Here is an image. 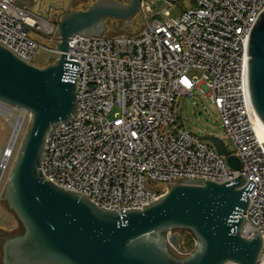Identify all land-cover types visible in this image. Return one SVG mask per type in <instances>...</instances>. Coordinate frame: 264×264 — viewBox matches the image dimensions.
<instances>
[{"label": "built area", "instance_id": "obj_1", "mask_svg": "<svg viewBox=\"0 0 264 264\" xmlns=\"http://www.w3.org/2000/svg\"><path fill=\"white\" fill-rule=\"evenodd\" d=\"M176 1L161 7L158 0H141L140 34L71 38L67 59L80 63L78 115L48 133L44 174L100 208L123 213L166 194L169 188L160 190L159 183L189 177L223 183L245 173L255 186L245 195L251 202L242 235L258 232L264 241V141L245 76L247 36L264 0H184L173 17ZM26 2L0 0V43L31 64L41 49L58 58L56 23L32 13ZM38 21L49 25L50 47L30 36L31 29L42 30ZM197 93L219 112L240 170L179 121L183 100ZM0 105L11 110L10 123L22 118L18 139L10 147V138L4 150L6 171L31 114ZM171 246L177 254L192 252ZM258 264H264V248Z\"/></svg>", "mask_w": 264, "mask_h": 264}, {"label": "water", "instance_id": "obj_2", "mask_svg": "<svg viewBox=\"0 0 264 264\" xmlns=\"http://www.w3.org/2000/svg\"><path fill=\"white\" fill-rule=\"evenodd\" d=\"M141 0H98L86 10H65L56 22L60 56L40 68L0 43V103L26 109L31 118L23 134L1 197L17 228L0 226V264H258L262 235H242L255 182L244 174L223 183L205 178H176L159 183L166 194L138 209L119 213L98 207L82 193L49 180L43 171L51 128L78 115L80 63L67 59L75 36L105 35L109 19L128 22ZM245 76L252 108L264 132V11L247 36ZM235 170L241 161L225 143L205 136ZM175 232V234H171ZM177 232L190 234L188 255ZM171 243V244H170Z\"/></svg>", "mask_w": 264, "mask_h": 264}, {"label": "rangeland", "instance_id": "obj_3", "mask_svg": "<svg viewBox=\"0 0 264 264\" xmlns=\"http://www.w3.org/2000/svg\"><path fill=\"white\" fill-rule=\"evenodd\" d=\"M98 0H27L24 5H27L29 10L39 15L43 20L49 23H56L58 18L61 16L62 12L65 10L74 11V10H86L92 3ZM118 2L127 3L128 0H116ZM180 3H178V2ZM174 3V7L171 8V14L173 17H177L180 12L183 10L182 4L184 0H177ZM158 3L161 7H166V0H158ZM61 8V9H60ZM142 13L138 15L131 21L122 22L120 20L109 19L106 21V32L107 36L115 35H137L140 34L143 30L142 22ZM38 31V33H37ZM31 29L30 36L35 38L38 42L46 47H50V35L46 33L44 29L40 30ZM57 56L50 53L47 49H41V51L36 55L33 60V64L44 68L55 62ZM15 113H17L15 111ZM179 121L190 133L197 135L203 140V142L210 146L214 145L205 141L203 138L205 136H214L221 139L229 151L233 150V142L229 138L228 134L223 127L221 117L215 106L207 101L204 96L196 94L193 100L184 99L181 105V110L179 114ZM27 124L24 126L23 132L19 137L17 142L16 151L12 158L10 159L8 168L4 172L3 182L0 186V226L4 225L8 229H14L18 226V221L13 214L8 212L1 203V197L3 195L7 179L11 170V167L14 163V159L21 143L23 134ZM12 134V127L8 122L5 114L0 111V156L1 153L6 149L10 141ZM1 163V157H0ZM186 239V237H184ZM1 256V251H0Z\"/></svg>", "mask_w": 264, "mask_h": 264}, {"label": "bare ground", "instance_id": "obj_4", "mask_svg": "<svg viewBox=\"0 0 264 264\" xmlns=\"http://www.w3.org/2000/svg\"><path fill=\"white\" fill-rule=\"evenodd\" d=\"M40 22L41 24H36L37 26L41 27V29H46L49 27L48 23L45 22V21H38ZM6 107H4L3 105H0V111H2L8 122L10 123L9 121V118L11 117V110H8V109H5ZM21 120L22 118H19L17 123H10L11 126L13 127L14 129V132L12 134V137H11V143H10V147L16 142V140L18 139V132H19V127H20V124H21ZM258 134H259V137L262 141H264V132L260 129V126H259V122H258ZM5 151H3L1 153V163H0V178L2 177L4 171H5V166L8 162V157L7 155H5L4 153Z\"/></svg>", "mask_w": 264, "mask_h": 264}, {"label": "trees", "instance_id": "obj_5", "mask_svg": "<svg viewBox=\"0 0 264 264\" xmlns=\"http://www.w3.org/2000/svg\"><path fill=\"white\" fill-rule=\"evenodd\" d=\"M183 235L186 237V239L184 240V247L189 251H192L195 248L194 238L188 233L183 232Z\"/></svg>", "mask_w": 264, "mask_h": 264}, {"label": "flooded vegetation", "instance_id": "obj_6", "mask_svg": "<svg viewBox=\"0 0 264 264\" xmlns=\"http://www.w3.org/2000/svg\"><path fill=\"white\" fill-rule=\"evenodd\" d=\"M61 9V8H60Z\"/></svg>", "mask_w": 264, "mask_h": 264}]
</instances>
